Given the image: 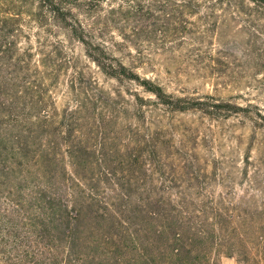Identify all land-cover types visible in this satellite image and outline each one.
<instances>
[{
  "label": "rangeland",
  "instance_id": "rangeland-1",
  "mask_svg": "<svg viewBox=\"0 0 264 264\" xmlns=\"http://www.w3.org/2000/svg\"><path fill=\"white\" fill-rule=\"evenodd\" d=\"M0 264H264V11L0 0Z\"/></svg>",
  "mask_w": 264,
  "mask_h": 264
},
{
  "label": "trees",
  "instance_id": "trees-1",
  "mask_svg": "<svg viewBox=\"0 0 264 264\" xmlns=\"http://www.w3.org/2000/svg\"><path fill=\"white\" fill-rule=\"evenodd\" d=\"M42 4L47 3V0H39ZM91 1V0H90ZM254 7H256L257 9H262L264 11V0H248ZM50 13L53 14H57V11L55 9H52L50 7L49 9ZM80 42H84V39L82 37H76ZM98 66L100 63L98 61H95ZM105 70V69H104ZM106 72V71H104ZM109 76H114L112 75V73H107ZM117 78V77H116ZM147 82L142 83V86H144V88H146V90H148V92L152 93L154 96L161 98V91L159 89H149V87H147ZM163 104H168V103H163ZM150 213V212H149ZM151 216H156L159 217V219H161V216H165L166 212L165 211H159L158 213H154L152 212ZM148 215V213H147ZM154 219V218H153ZM158 219V218H157ZM175 224V223H174ZM174 225L172 224L171 226L168 227V230L165 231H160L161 233V237H162V243H161V251H170V261L173 262L174 259H178L180 257V254H178V251H202L201 247L204 243L203 242H199L195 239H191L189 238L188 240L186 238H184V236L182 235L181 232H176L174 230ZM246 227V226H245ZM250 233L252 232L253 234L256 233V229L253 230L252 227L250 225H247L246 228ZM156 233H158V237H159V232L156 231ZM249 233V234H250ZM171 234V238H167V236ZM70 240H71V248H75L77 247V249L79 248V246L77 245V243H79V238H80V232L78 231L77 228H74V230L72 232H70ZM189 242H192L190 244H187ZM204 246V245H203ZM193 248V249H190ZM147 251H152V249H147Z\"/></svg>",
  "mask_w": 264,
  "mask_h": 264
}]
</instances>
